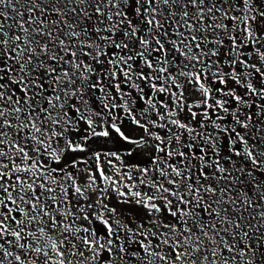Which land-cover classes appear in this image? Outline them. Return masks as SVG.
<instances>
[{
  "label": "snow or ice",
  "instance_id": "snow-or-ice-1",
  "mask_svg": "<svg viewBox=\"0 0 264 264\" xmlns=\"http://www.w3.org/2000/svg\"><path fill=\"white\" fill-rule=\"evenodd\" d=\"M0 264H264V0H0Z\"/></svg>",
  "mask_w": 264,
  "mask_h": 264
}]
</instances>
